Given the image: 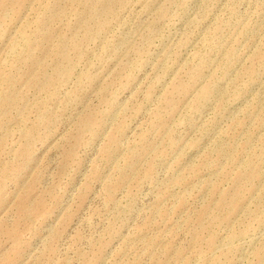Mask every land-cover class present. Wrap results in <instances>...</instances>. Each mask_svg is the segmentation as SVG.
<instances>
[{"label": "rangeland", "instance_id": "rangeland-1", "mask_svg": "<svg viewBox=\"0 0 264 264\" xmlns=\"http://www.w3.org/2000/svg\"><path fill=\"white\" fill-rule=\"evenodd\" d=\"M0 264H264V0H0Z\"/></svg>", "mask_w": 264, "mask_h": 264}]
</instances>
